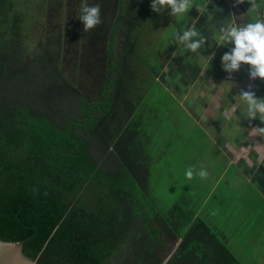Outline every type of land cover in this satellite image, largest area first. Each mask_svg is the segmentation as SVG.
<instances>
[{"label": "trees", "instance_id": "16d2710c", "mask_svg": "<svg viewBox=\"0 0 264 264\" xmlns=\"http://www.w3.org/2000/svg\"><path fill=\"white\" fill-rule=\"evenodd\" d=\"M142 1L42 0L44 41L31 46L30 3L0 0V240L24 242L39 264H114L123 252L122 264H165V239L186 232L176 255L184 264H231L196 205L171 209L166 237L152 200L133 118L157 61L142 47L154 32ZM84 4L99 5L103 21L88 32Z\"/></svg>", "mask_w": 264, "mask_h": 264}, {"label": "rangeland", "instance_id": "374dc122", "mask_svg": "<svg viewBox=\"0 0 264 264\" xmlns=\"http://www.w3.org/2000/svg\"><path fill=\"white\" fill-rule=\"evenodd\" d=\"M20 1L30 3L27 23L38 27L37 31H35V27L33 30L32 28L28 30L31 35L30 40L33 41L34 38V41L31 42V46H33L36 38H39V41H44L39 37L41 34L39 30L44 23L48 22L46 12L43 13L47 7L42 5V0ZM151 1L149 0L146 4L143 0L139 3L138 9L141 12V17L145 16L142 18L145 20L143 23H150L151 27L156 26L154 32L150 33L155 38L149 35L150 38L142 46H146L145 50L149 56H153L154 51L156 58L160 57L158 53L162 50L161 43L165 44V40L170 39V36L174 34L176 22L179 26L185 22L184 20L191 19V22H199L200 17L207 9H211L210 18L213 19L203 22H214L216 18L215 9L220 5L219 0L216 3H213V0H193L194 7L198 6L200 2H207L206 10L199 13L193 8L188 14L177 19L169 15L170 10L165 12L162 10L161 13L151 12ZM39 6L44 9L36 14L38 13L36 9ZM240 7L235 6L234 8L235 12L237 9L239 13L241 12L237 15L238 21L246 23L264 21L262 12L258 10V7L251 11H249L250 8H245L242 5ZM66 22L68 19L62 20L61 23ZM159 23L169 24L161 29L162 26ZM245 71H248V66H245ZM240 74L232 75V84L238 87L243 86L245 81H250L244 70L242 79H239ZM153 81L154 79L147 86L152 87ZM252 84L257 87V84L264 85V81L257 79L252 81ZM148 95V99L144 104H141L143 106L137 112L138 119L136 118L134 123H139L138 129L144 130L141 136L137 137L140 149L148 147L150 140L155 139V144L146 154L149 156V161L144 162V164L150 171L149 185L153 188L152 200L156 206L161 210L160 206L163 209V204L170 207L180 205L188 211L196 205L199 216L212 228V233L231 235V242L228 244L230 250L232 243L241 245L245 249L247 254L243 255L245 259L242 260V264H264V216L261 214L264 209V200L258 195L257 187L250 186L244 178L242 179L236 167L229 168L224 163L225 158L214 145V142L206 136L203 127L193 120L187 109L180 106L172 95L163 91L162 86L158 84ZM256 96L257 98H264V86L257 92ZM253 126L264 127L259 120H256ZM190 167H194L197 171L201 168L206 169L209 175L206 179L194 175L192 180H188L185 172ZM233 184H236L234 188H232ZM232 197H240L246 204V212L237 218H232V205H234V198ZM183 200L189 205L183 204ZM251 211H256V216L251 215ZM150 213L157 217L156 211H150ZM256 220H258L256 229H252ZM232 224H237V229L242 227L244 231L241 233L240 230H234L235 226ZM155 233L157 234V232ZM254 247H258L257 250L262 248L263 260L262 252L260 254L257 252L255 257L253 253H250ZM139 249H142V245H137V250L139 251ZM163 254L165 255V249L161 255ZM125 255L123 252L117 256L113 261L114 264H122ZM168 255L170 256V252Z\"/></svg>", "mask_w": 264, "mask_h": 264}, {"label": "crops", "instance_id": "0c3cea01", "mask_svg": "<svg viewBox=\"0 0 264 264\" xmlns=\"http://www.w3.org/2000/svg\"><path fill=\"white\" fill-rule=\"evenodd\" d=\"M234 5L235 0H232V15L234 14L237 17L238 14L234 11ZM240 6L241 5H237V7ZM242 6L246 8L244 4H242ZM222 14L223 10L218 6L215 9L216 18L214 22H223L225 18H223ZM236 19L237 22H241L238 21V17ZM159 24L162 26L161 29H163L167 27L169 23ZM176 25L174 34L170 36V39H166L164 48L162 47V54L157 58L153 72L154 81L152 87L148 88V93L153 91L159 84L162 86L163 91L172 95L180 106L187 109L193 120L203 127L204 132L207 134L206 136L214 142V145L225 158L224 163L229 166V168L236 167L242 179L244 178L250 186L257 187L258 195L264 200V162L256 163L259 158L255 151L257 143L264 144V138H252L248 135L247 129L253 126L256 121L246 120L240 112L232 116L228 115V111L234 102L233 97L238 95L241 90H247L249 84H252L251 80H247L244 82L243 86H235L232 84V76L229 77L222 69L221 57L225 52L229 51L231 47H234V45H228L226 47L217 46L213 41V27L210 29L207 27L201 28L197 25V22H182L180 26L176 22ZM192 26H195L196 30L203 34L208 40V45L199 50L200 54L208 57L215 54V59L212 62L209 61L207 68H202L196 55L185 51L183 46L179 45L175 39V33L178 30ZM151 28L154 31L156 26ZM173 53H175V55ZM243 70L248 76V71H245V66H242L238 73H233L232 75L237 76L241 73L239 79H242ZM263 86V84H257V87L254 86L256 94ZM142 106L143 105H141L140 108ZM137 112H135L133 116L135 119ZM143 131V129H140L141 133ZM152 139L150 140L149 146L146 147L148 150L147 153L155 144V139ZM147 161H149V156L145 155L144 162ZM226 169L227 167L224 173ZM235 185L236 184H233L232 188H234ZM232 198H234L232 218H237V216H241L246 212V204L240 197ZM156 200L155 198V201ZM163 205L165 225L169 224V226L165 227L164 233L166 237H169L172 234L170 229H173L172 221L174 215L170 212L173 207L165 204ZM157 209L159 208L157 207ZM250 213L254 216L257 214L256 211H251ZM261 214L264 216V209L261 211ZM198 217H200L199 213ZM257 223L258 220L254 222V227L252 229H256ZM232 226H235L234 230L236 231L240 230L241 233L244 231L242 227L237 229V224H232ZM187 235L188 232L179 239H176V243H174L173 239H165L166 244L164 249L167 256L165 264H169L173 258H176V264H184L182 258L179 259L176 255L183 247ZM192 237L193 236H191V241L195 240L196 245L201 241L200 238H202L201 233L199 235L197 234L195 239ZM218 237L220 242L225 244L231 253V264H242V260L245 259L243 255L247 254L245 253V249L241 245H234L232 243L230 250L228 244L231 242V235L219 234ZM257 248L258 247H254L250 252L254 254V257L257 256V252L259 254L262 252V248L259 250H257ZM168 252H170V256ZM199 253H201V250H199ZM262 254L263 252L261 253L263 260ZM216 258L217 257H214V260ZM228 260L230 261V258H228Z\"/></svg>", "mask_w": 264, "mask_h": 264}, {"label": "clouds", "instance_id": "9594fccd", "mask_svg": "<svg viewBox=\"0 0 264 264\" xmlns=\"http://www.w3.org/2000/svg\"><path fill=\"white\" fill-rule=\"evenodd\" d=\"M245 3L251 5L249 9L251 11L259 7L260 4H264V0H259V3L258 0H235L234 6ZM193 8L199 13L204 12L207 2L195 7L193 0H152L151 3L152 11L161 13L162 10L164 12L170 10L169 15L177 19L188 14ZM236 18L233 14L223 20L218 28L213 27V41L217 46L234 45L221 57L222 69L231 77L233 73H238L242 66H248V76L251 81L254 82L257 79L264 81V21L239 24ZM80 21L83 23L84 32L91 31L100 25L103 21L99 5L84 4ZM175 39L185 51L196 55L202 68H207L209 61L212 62L215 59V54L210 57L200 54L199 50L208 45V40L196 30L195 26L178 30L175 33ZM173 54L175 55V53ZM202 74L204 75L203 72ZM233 100L228 111L229 116L240 112L246 120H259L264 125V98H257L253 84H249L247 90H241L238 95L233 97ZM247 132L252 138H264V127L250 126ZM255 151L259 158L256 163L264 162V144L257 143ZM194 175L206 179L209 173L206 169L201 168L197 171L194 167H190L185 172L188 180H192Z\"/></svg>", "mask_w": 264, "mask_h": 264}, {"label": "water", "instance_id": "95a60500", "mask_svg": "<svg viewBox=\"0 0 264 264\" xmlns=\"http://www.w3.org/2000/svg\"><path fill=\"white\" fill-rule=\"evenodd\" d=\"M0 264H39V262L26 255L24 242L0 240Z\"/></svg>", "mask_w": 264, "mask_h": 264}, {"label": "flooded vegetation", "instance_id": "af4514ba", "mask_svg": "<svg viewBox=\"0 0 264 264\" xmlns=\"http://www.w3.org/2000/svg\"><path fill=\"white\" fill-rule=\"evenodd\" d=\"M217 0H213V3H216ZM219 8L221 10H223V18L227 19L228 17H230L232 15V0H219ZM240 8V7H238ZM236 13L239 14V10H236ZM210 14H211V9H207L202 16L199 19V22H197V25H199L201 28L203 27H207V28H212L214 26L218 27L222 22H203L206 20H211L213 18H210ZM185 22H191L190 20H184ZM239 24H244L246 22H237Z\"/></svg>", "mask_w": 264, "mask_h": 264}]
</instances>
